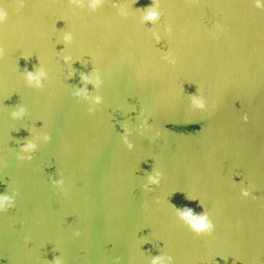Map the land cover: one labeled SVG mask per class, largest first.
Masks as SVG:
<instances>
[{
  "label": "water",
  "instance_id": "obj_1",
  "mask_svg": "<svg viewBox=\"0 0 264 264\" xmlns=\"http://www.w3.org/2000/svg\"><path fill=\"white\" fill-rule=\"evenodd\" d=\"M0 11V264H264V0Z\"/></svg>",
  "mask_w": 264,
  "mask_h": 264
},
{
  "label": "clouds",
  "instance_id": "obj_2",
  "mask_svg": "<svg viewBox=\"0 0 264 264\" xmlns=\"http://www.w3.org/2000/svg\"><path fill=\"white\" fill-rule=\"evenodd\" d=\"M99 0H93V6H95L96 3H98ZM156 13L153 11V12H149L148 13V19H154L156 17ZM6 16V13L3 12V11H0V20H3ZM29 78L32 79L34 77H32V74L29 73ZM3 200L5 202H7V197H4ZM4 205L0 204V207H3ZM183 215L185 216V218L191 220L194 224V227H196L197 229H203V228H206V227H210V225H206L205 224V218L201 217L199 219H197L196 217H194L192 215V212L191 210H188V211H185L183 213Z\"/></svg>",
  "mask_w": 264,
  "mask_h": 264
}]
</instances>
